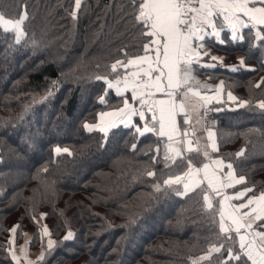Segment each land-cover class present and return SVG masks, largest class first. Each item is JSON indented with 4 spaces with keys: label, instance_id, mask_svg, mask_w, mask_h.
Masks as SVG:
<instances>
[{
    "label": "trees",
    "instance_id": "obj_1",
    "mask_svg": "<svg viewBox=\"0 0 264 264\" xmlns=\"http://www.w3.org/2000/svg\"><path fill=\"white\" fill-rule=\"evenodd\" d=\"M129 3L81 0L74 20L75 0H0L7 16L28 14L26 43L15 44L14 34L0 28V264H15L7 251L10 238L14 243L28 238L30 255L45 249V224L56 243L46 248L41 264H191L219 231V217L213 225L201 195L153 189L157 179L162 183L183 169L179 158L169 161L170 171L162 162L153 164L150 155L163 158L154 135L137 140L118 124L105 140L99 129L83 127L86 120L97 123L100 112L122 106L113 90L106 103L99 100L103 81L94 76L124 59L122 48L135 52L140 46L129 22ZM207 48L219 59L204 58L215 67L197 71L200 89L223 82L224 91L222 102L207 105L214 110V154L233 162L259 194L264 190V110L257 101L264 100V87L256 82L264 78V46L213 40ZM241 57L252 67H227L238 65ZM229 91L250 105L237 107L239 100H229ZM57 146L72 154L56 153ZM152 168L155 178L145 174ZM51 181L54 193L46 188ZM41 212L47 214L43 219ZM13 225L16 233L9 231ZM69 229L73 238L65 240Z\"/></svg>",
    "mask_w": 264,
    "mask_h": 264
},
{
    "label": "snow or ice",
    "instance_id": "obj_2",
    "mask_svg": "<svg viewBox=\"0 0 264 264\" xmlns=\"http://www.w3.org/2000/svg\"><path fill=\"white\" fill-rule=\"evenodd\" d=\"M81 6V0H75V8L70 13L74 20L76 9ZM129 7L132 10L129 22L140 46L135 52L122 48L124 59L111 63L110 72L106 70L94 76L95 80L103 81L104 95H100L99 100L106 103V97L114 90L122 106L100 112L97 123L86 120L84 129L89 132L99 129L106 140L109 129L123 124L133 132L134 139H148L146 134L149 133L154 135L157 153L163 146L162 161L157 155H150L153 164L162 162L170 171L169 161L175 164L180 159L183 169L179 174H169L162 183L157 179L152 184L153 189L156 192L171 190L183 197L189 193L199 194L203 208L213 217V225L217 223L215 217H219V231L213 233L215 239L208 241L200 256L190 258L191 264H213V261L215 264H264V190L257 195L253 191L255 185L245 184L246 176L237 174L233 162L212 154L218 151V144L212 128L207 125V114L202 115L201 110L207 108L213 97L200 90L202 82L196 76L201 68L215 67L204 61L211 56V51L204 49L213 40L221 45L247 41L250 46L259 41L264 46V0H130ZM27 15L25 11L18 13V18H12L0 11V28L5 33H13L17 45L28 41ZM31 43L37 44L35 40ZM217 59L211 56L212 61ZM227 67L237 71L252 66L241 57L238 65ZM256 84L264 87V78ZM222 86L223 82L215 86L216 98ZM129 91L130 97L126 95ZM228 99L239 100L237 107L250 105L249 100L239 99L231 91ZM257 105L264 110V100L257 101ZM134 116L139 120L134 122ZM198 132H206V140H202ZM131 147L136 149L138 144L132 143ZM148 147L145 155L151 152L152 146ZM54 151L72 154L67 147L57 146ZM243 152L241 148L235 155L239 157ZM40 171L46 173L47 169ZM145 174L156 177L154 168L146 169ZM54 185L51 181L46 188L54 193ZM235 185L243 186L235 190ZM246 193L250 194L241 201ZM46 215L41 212L40 218ZM9 231L16 233L17 225ZM41 231L42 236L49 237L47 247L52 249L56 242L50 238L48 226L43 225ZM71 238L73 232L69 229L63 239ZM10 243H14L12 238ZM7 251L15 264H21V256L23 264H41L45 256L41 251L36 261H32L23 245L21 255L12 247Z\"/></svg>",
    "mask_w": 264,
    "mask_h": 264
},
{
    "label": "rangeland",
    "instance_id": "obj_3",
    "mask_svg": "<svg viewBox=\"0 0 264 264\" xmlns=\"http://www.w3.org/2000/svg\"><path fill=\"white\" fill-rule=\"evenodd\" d=\"M201 114H202V113H201ZM210 127H211V128L213 129V131L215 132L213 124H212ZM205 133H206V132H198L197 134H198L199 136H201L202 140H206V134H205ZM215 137H216V134H215ZM212 154H213V155H216V154H214V153H212ZM229 191H230V190H229ZM46 237H47V236H46ZM48 239H49V238H48ZM48 239L45 240V242H46V245H45V247H44L45 249H39V251H37L35 255H30V252H29V249H28V246H27L28 238H25V236L22 237V240L19 241V243H13V244H12V248H13V250L17 253V255H21V246L23 245L24 248H25V250H26V252H27L28 258L31 259L32 261H36L37 257L41 254V251H44V252H45V250H46V248H47V241H48ZM21 263L23 264V256H21Z\"/></svg>",
    "mask_w": 264,
    "mask_h": 264
},
{
    "label": "crops",
    "instance_id": "obj_4",
    "mask_svg": "<svg viewBox=\"0 0 264 264\" xmlns=\"http://www.w3.org/2000/svg\"><path fill=\"white\" fill-rule=\"evenodd\" d=\"M205 51H208V48H207V46H206V48L204 49ZM211 56H216L217 57V55L216 54H211ZM211 56H210V58H211ZM201 90V89H200ZM202 92H204L205 94H207V95H209L210 97H213L211 100H210V102L208 103L209 105H214V104H217V103H219V102H222V100H223V98H224V91H223V88H222V90L220 91V94H219V97L218 98H216V96H217V89L216 88H214V89H209V90H207V91H204V90H201ZM113 92L115 93V91L113 90ZM116 94V93H115ZM126 95H128L129 97H130V91L128 92V93H126ZM106 112H110V111H106ZM107 119V118H106ZM133 121L135 122V121H138L139 120V117L138 116H134L133 118ZM100 120V117H98V121ZM123 125V124H122ZM213 130V129H212ZM214 132V131H213ZM206 134V133H205ZM214 134H215V132H214ZM207 138V137H206ZM181 187V190H182V186H180ZM238 190H240V189H238ZM229 191V190H228ZM248 194L246 193L245 194V197H241L240 199H241V201L243 200V199H245L246 198V196H247ZM258 195V194H257ZM233 202H239V201H233ZM259 223V222H258ZM259 230V229H258Z\"/></svg>",
    "mask_w": 264,
    "mask_h": 264
},
{
    "label": "built area",
    "instance_id": "obj_5",
    "mask_svg": "<svg viewBox=\"0 0 264 264\" xmlns=\"http://www.w3.org/2000/svg\"><path fill=\"white\" fill-rule=\"evenodd\" d=\"M206 112L207 114V125L211 126L214 122V119L210 117L211 113L213 112V110L209 107H207L206 109H202L201 113L202 115Z\"/></svg>",
    "mask_w": 264,
    "mask_h": 264
}]
</instances>
